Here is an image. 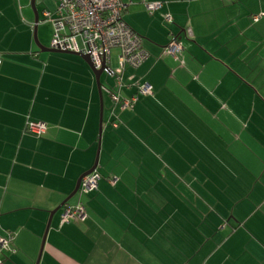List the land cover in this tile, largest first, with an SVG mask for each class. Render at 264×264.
<instances>
[{"label":"crops","instance_id":"1","mask_svg":"<svg viewBox=\"0 0 264 264\" xmlns=\"http://www.w3.org/2000/svg\"><path fill=\"white\" fill-rule=\"evenodd\" d=\"M36 1L35 26L31 0H0L5 264H264V0H123L148 58L121 70L112 49L121 86L103 73L115 88L101 84V100L82 58L38 49L34 32L50 49L52 26ZM172 36L176 58L164 55ZM144 85L132 107L114 105ZM98 151L85 221L60 224Z\"/></svg>","mask_w":264,"mask_h":264},{"label":"built area","instance_id":"2","mask_svg":"<svg viewBox=\"0 0 264 264\" xmlns=\"http://www.w3.org/2000/svg\"><path fill=\"white\" fill-rule=\"evenodd\" d=\"M144 6L149 14L161 7L160 3H146ZM123 0H58L54 13L44 12L46 22L52 26V39L50 49L61 53H74L88 55L95 70L101 69L109 77L116 79V86H121L119 75L115 74L108 66L111 50L118 49L120 69L125 67L137 68L147 58L148 54L142 47V38L133 32L123 20L126 11ZM167 24L172 23L169 16L165 17ZM186 37H192L191 31H185ZM182 52V46L176 37L171 38L164 55L176 58ZM151 94L148 85L139 87L138 94L130 99H121L112 95L114 105L121 109L132 107L138 102L140 95ZM114 120L116 116L114 115ZM113 127L116 125L113 123ZM42 123L27 122L25 132L34 136H41L45 132ZM100 176L94 172L84 177L78 190L79 198L95 192L98 188ZM114 184L115 181L110 182ZM87 215L82 204L66 207L61 215V223H81ZM14 234L6 233L0 237V264L6 263V255L15 254L12 248Z\"/></svg>","mask_w":264,"mask_h":264},{"label":"water","instance_id":"3","mask_svg":"<svg viewBox=\"0 0 264 264\" xmlns=\"http://www.w3.org/2000/svg\"><path fill=\"white\" fill-rule=\"evenodd\" d=\"M35 1L36 0H31V8H32V10H33V12H34V24H35V26L38 24V14H37V12H36V10H35ZM34 31H35V29H34ZM34 41H35V44L37 45V47H38V49L41 51V52H48V53H58V54H69V55H75V56H78V57H80V58H82L87 64H88V66L90 67V69H91V71H92V73H93V75H94V78H95V81H96V85H97V89H98V92H99V96H100V100H101V83H100V77H101V75L103 74V71H104V69H106L107 67L106 66H103L101 69H99V70H95L94 69V67H93V65L91 64V61H90V58H89V56L88 55H79V54H74V53H61V52H57V51H55V50H52V49H47V48H43L39 43H38V40H37V37H36V35H35V32H34ZM101 126H102V120H101V118H100V130H99V134L101 133ZM99 149V148H98ZM98 159H99V151H98V153H97V156H96V159H95V162H94V165L92 166V168L89 170V171H87L86 173H84L80 178H79V180L77 181V184H76V186H75V189H74V191L71 193V195L60 205V207L58 208V210L59 209H62L63 207H65L66 205H67V203H68V201L71 199V198H73L76 194H77V192H78V190H79V188H80V183H81V181H82V179L84 178V177H86V176H88V175H90V174H92V173H94V172H96L97 171V168H98ZM57 211V210H56ZM53 213H55V212H53ZM52 213V214H53ZM51 214V215H52ZM44 242H45V238L43 239V241H42V245H41V252H42V250H43V247H44ZM36 264H38V261H37V263Z\"/></svg>","mask_w":264,"mask_h":264},{"label":"rangeland","instance_id":"4","mask_svg":"<svg viewBox=\"0 0 264 264\" xmlns=\"http://www.w3.org/2000/svg\"><path fill=\"white\" fill-rule=\"evenodd\" d=\"M36 3H37V6H41V4H40L41 0H37ZM53 3H54V0H44L43 6H44L45 10L43 12H54L56 6H55V8L53 10H51L53 8V6H54ZM39 16L41 17V14ZM42 22L45 23V19L43 17V13H42ZM51 34H52V32H51ZM112 54H113V52H112ZM113 83H114V81H112V79L108 78L106 74H103L101 76V84H102V88H103L102 91H104V90H107L108 92L112 91V89L115 88V86H112ZM203 121H205V120H203Z\"/></svg>","mask_w":264,"mask_h":264},{"label":"trees","instance_id":"5","mask_svg":"<svg viewBox=\"0 0 264 264\" xmlns=\"http://www.w3.org/2000/svg\"><path fill=\"white\" fill-rule=\"evenodd\" d=\"M97 190H98V188H97ZM97 190H96L95 192H97ZM95 192H93V193H95ZM93 193H91V194H93ZM76 195L79 197L78 192H77ZM89 195H90V194H89ZM89 195H87V196H83V197L79 198L80 200H79L78 203H80V204H82V205L84 206L83 200L86 199V198H88ZM66 207H71V206H67V205H66V206L63 207L62 209L64 210ZM84 208H85V206H84ZM85 212H86V209H85ZM60 219H61V218H60Z\"/></svg>","mask_w":264,"mask_h":264}]
</instances>
